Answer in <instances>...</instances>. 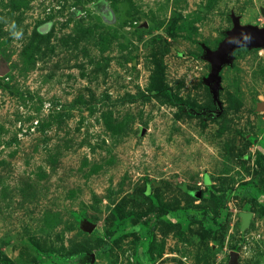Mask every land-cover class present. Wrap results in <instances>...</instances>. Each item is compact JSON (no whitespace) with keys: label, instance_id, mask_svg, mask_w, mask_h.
I'll return each instance as SVG.
<instances>
[{"label":"rangeland","instance_id":"rangeland-1","mask_svg":"<svg viewBox=\"0 0 264 264\" xmlns=\"http://www.w3.org/2000/svg\"><path fill=\"white\" fill-rule=\"evenodd\" d=\"M236 20L264 0H0V264H264V47L207 84Z\"/></svg>","mask_w":264,"mask_h":264},{"label":"water","instance_id":"water-1","mask_svg":"<svg viewBox=\"0 0 264 264\" xmlns=\"http://www.w3.org/2000/svg\"><path fill=\"white\" fill-rule=\"evenodd\" d=\"M241 47L247 48H263L264 47V28L255 26H240L236 20L235 28L228 33V37L223 40L218 50H206V59L211 62L212 70L207 84L210 86L213 99L217 105L221 106L218 100V91L220 89L221 77L219 75L225 64H230L233 52ZM236 253L231 256L230 264H235Z\"/></svg>","mask_w":264,"mask_h":264},{"label":"clouds","instance_id":"clouds-1","mask_svg":"<svg viewBox=\"0 0 264 264\" xmlns=\"http://www.w3.org/2000/svg\"><path fill=\"white\" fill-rule=\"evenodd\" d=\"M15 26L13 25V28H14ZM11 35L12 36H14V37H19L20 35H21V32L20 31H15V30H13L12 32H11Z\"/></svg>","mask_w":264,"mask_h":264},{"label":"trees","instance_id":"trees-1","mask_svg":"<svg viewBox=\"0 0 264 264\" xmlns=\"http://www.w3.org/2000/svg\"><path fill=\"white\" fill-rule=\"evenodd\" d=\"M173 99H174V98H173ZM173 99H171V101H174V100H175V99H174V100H173ZM177 101H178V100H175L174 102L176 103Z\"/></svg>","mask_w":264,"mask_h":264}]
</instances>
